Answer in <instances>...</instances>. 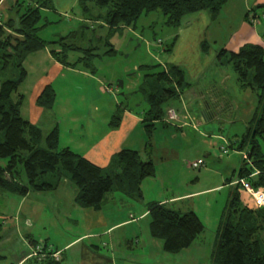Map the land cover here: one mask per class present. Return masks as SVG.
<instances>
[{
  "label": "trees",
  "instance_id": "1",
  "mask_svg": "<svg viewBox=\"0 0 264 264\" xmlns=\"http://www.w3.org/2000/svg\"><path fill=\"white\" fill-rule=\"evenodd\" d=\"M227 1L79 0V5L85 17L89 13V2L99 9L106 8L104 16L98 15L94 19H102L112 31L135 27L141 16L153 12L162 14L166 27L176 28L181 18L189 13L208 11L217 16ZM13 6L17 8L16 12L23 9V13L17 20L10 19L0 24V161L4 162L0 165V192L24 196L29 191L52 189L60 178L68 177L77 188L75 202L81 208L99 210L105 195L110 192L141 199V182L154 177L156 173L151 161L141 160L136 151L121 150L106 169L99 168L68 148L58 149L57 128L44 136L40 128L21 116L23 97L18 95L14 100L13 96L27 76L23 63L30 54L57 42H45L37 36L41 29L38 26L41 20L40 8L51 9L50 0H15ZM261 7L264 4L257 6V9ZM204 47L207 49L206 44ZM93 51V48L83 50L89 63L97 56ZM50 53L59 63L66 64L58 57L61 54L64 58V48L59 52L51 50ZM107 53L114 54V51L111 49ZM218 59L221 64L230 66L241 89L257 92V106L248 129L234 143L236 151L246 150L251 165L243 160L236 179H246L254 188H264V145L260 141L264 140V46L246 44L237 52L221 50ZM158 67L153 65L139 68L147 71L138 87L147 106L141 117L147 150L151 147L150 138L155 123L163 122L165 106L169 101L176 100L179 91L187 86L181 68L168 65L166 70H158ZM154 70L158 71L148 72ZM54 100L55 93L48 85L35 103L49 110ZM118 122L119 115L115 114L110 124L117 127ZM41 142L44 147H40ZM254 171L259 173L251 176ZM48 177L56 179V183L53 184ZM238 188L233 187L222 211L211 254L212 264H264V207L252 211L242 206ZM147 211L150 236L161 241L167 253L176 254L189 248L204 232L203 223L192 211L182 213L157 203L148 205ZM32 243L33 246L39 245ZM40 245L46 256L40 260L30 258L25 264H59V260L51 257L56 252L47 251L49 248L45 244Z\"/></svg>",
  "mask_w": 264,
  "mask_h": 264
},
{
  "label": "rangeland",
  "instance_id": "2",
  "mask_svg": "<svg viewBox=\"0 0 264 264\" xmlns=\"http://www.w3.org/2000/svg\"><path fill=\"white\" fill-rule=\"evenodd\" d=\"M87 4L89 7L87 17L81 15V8L78 5L76 10L67 14H59L53 9L40 11L41 20L38 26L41 29L37 32V36L45 42H57V44L49 46L52 50L60 51L62 48L65 49L64 58L61 54H58V57L66 62L63 65L65 71L63 75H58L59 78L52 85L55 93L52 110L63 121L62 124L58 125L60 132H63L68 126L69 121H66V113L70 110L81 109L91 111L94 105L99 106L100 113L115 110L120 112L123 108H127L133 112L146 109L147 106L144 98L137 89L147 71L139 68L153 65H160V68H162L165 61L164 57H167L168 53H160L159 50H156L154 48L155 41L157 39L164 40L168 32L174 30L173 28L164 26L165 19L160 12H153L148 16L140 17L134 31L128 27L110 31L105 25H100L99 23L94 25L92 22L84 20V18L94 19L98 15L102 17L106 13V8L99 9L92 2ZM12 7L14 8L13 12H2L5 16L8 15L17 19L18 15L15 13L17 8L13 5ZM21 13H23V10L20 11L19 15ZM261 18L264 19V17ZM93 25L92 29L89 28ZM62 38L63 40H60ZM59 41L63 45H59ZM147 43L150 45L148 46ZM89 48H93V53L97 55L91 59L90 63L86 58V53L83 52V50H88ZM111 49L114 51V54L107 53ZM202 63L207 67L200 78L201 84H199V88L211 91V97L208 96L209 100H212V98L218 99L220 110L216 111V115L218 116L216 121L205 122L203 116L205 105L201 102H185L186 107L183 106V111L175 113L178 117H186L185 122L190 125H185L182 131H177L173 126L169 125L171 132L177 134L175 139H170V144L178 149L179 158H176L177 160L174 163L163 164L161 169L159 167L161 173L157 175L155 180L152 178L145 180L143 187L145 198L143 202L134 203L119 193L112 192L105 197L108 200L114 199V202L108 207L110 208V212L103 213L109 225L119 216L117 211L114 212L115 214L111 213L115 210V206H118L121 214L125 215V218H128V215L131 213L138 217L147 202L152 199H158L157 194L161 190L163 183L166 189L163 192L161 191L163 197H168L172 193H174L173 195H178L199 192L193 198L189 197V200L182 207H189L186 208L187 210L192 207L191 209L195 211L205 226L204 233L195 240L193 245L195 251L199 249L197 264H212L211 254L216 241L219 220L230 193L229 187L224 186V181L232 177L233 173H237L242 166V155L246 153V150L244 152L236 151L234 143L248 129L253 112L257 106V92L241 89L232 69L228 67L220 69V67L215 66V62L207 58H203ZM66 70H72L73 73H69ZM221 70L230 76L226 80L225 85L209 87V83L219 80V77L223 74L220 73ZM0 79L2 81V77ZM120 81L123 82L122 89L117 87V82ZM23 89L24 87H19L18 92ZM168 104L177 105V110L181 111L180 102L171 101ZM26 107L27 104L25 103L24 110ZM46 113L52 114L48 110ZM23 114L26 115V111H23ZM198 121L201 123L199 126H196V131L192 130L193 123L196 125ZM48 123H43V128L41 127L43 131L49 129ZM160 126L159 130L162 129ZM181 132H184L186 136H181ZM162 137H166V134ZM260 141L264 145V140ZM40 147H44L43 142L40 143ZM58 148H61V146L59 145ZM222 148L227 150L226 154L223 153ZM198 159L202 160V166L192 168L190 165ZM3 164L4 162L0 161V165ZM209 188L215 189L202 192ZM31 193L35 196L37 194ZM7 196L9 194L6 196L0 195V211L2 212L3 210L5 215H8V210L4 209V207L11 205V202L8 199L6 200ZM35 196L30 198V201H27L25 205L27 209L37 204V202H34ZM118 198H122L123 203H115V201H118ZM240 201L242 204V195H240ZM129 205L131 206L129 207ZM45 207L44 204L43 206L41 205L38 212L39 215H37V210L35 214L36 223L33 228V236L40 242L48 237L52 244L57 243V245H60L66 241V237L85 235L89 231H92V233H102L105 227L109 226L105 222V226L95 224L94 227H91V223L88 222V218L84 213L86 209L83 210L79 207L70 209L66 217L74 222L70 223L66 219H61L62 213L58 215L50 209H45ZM16 208L17 205L15 206ZM10 209L13 210V205ZM248 210L255 211L257 209ZM7 217L9 219V216ZM126 230V228L117 230L112 235H103L102 233V238L95 240L97 243L94 240H86L84 243H94L99 249L95 251L94 248L88 247L90 262L107 264L106 259H114V255L111 256L109 253L112 247L108 242L112 236L120 238L119 247L122 245L121 251L128 249L124 246L125 238L127 237ZM98 241L101 242L98 244ZM10 246H17L14 239L11 240ZM76 249L79 250V246ZM7 251L5 247L4 252L0 251V257L3 258L0 259V264H14L12 261L15 254L19 253L18 248H15L14 253L8 254ZM132 254L139 255L140 252L134 251ZM171 258H174L173 262L169 259H158L157 261L164 264H180V255ZM73 261H76V259L69 256L65 264H76Z\"/></svg>",
  "mask_w": 264,
  "mask_h": 264
},
{
  "label": "crops",
  "instance_id": "3",
  "mask_svg": "<svg viewBox=\"0 0 264 264\" xmlns=\"http://www.w3.org/2000/svg\"><path fill=\"white\" fill-rule=\"evenodd\" d=\"M14 1L15 0H0L1 25L10 19L17 20L20 16V12H16V10L15 13L18 15L17 19L8 15L5 16L2 12H13L14 8L12 5L14 4ZM50 1L52 6L51 9L57 11L59 14H67L68 12L76 10L77 5L80 6L79 0ZM263 4L264 0H228L217 16L211 15L208 11H198L186 14L181 18L179 26L168 32L164 39L165 41L162 39H157L155 41L154 48L156 50H159L160 53H168V56L164 57V65L162 68H160L159 65L158 68L160 70H166V66L168 65L181 68L185 74V80L187 83V86L179 91L178 98L176 100H171L180 102L181 111L177 110V105L173 106L168 104L171 102L169 101L165 106L166 112L168 109H173L177 113L182 112L183 106L186 107L185 102L187 101H191L192 103L201 102L205 105L203 113L205 122L216 121L218 117L216 111L220 110L218 99L212 98V100H209L208 96L211 97V91L203 90L201 87L199 88V84H201L200 78L207 67L202 63V59H211L215 62V66L220 67V69L227 67L230 68V66L219 62L218 54L221 50H225L226 52H237L239 48L246 44H258L264 46V19L261 18L264 17V7L257 9V6ZM44 9L45 8H40V11ZM81 15H83L82 10ZM247 15L248 17H246ZM254 16L260 18L257 19L258 22L256 21L252 23L251 20ZM84 20L86 19L84 18ZM86 22H92L94 25L97 23L105 25L102 22V19H99V21L86 20ZM94 25L89 28L92 29ZM105 27L107 26L105 25ZM128 28L134 31L136 25L135 27ZM158 40H160V44L158 43ZM205 44L207 45V49L204 47ZM149 45L150 44H148V46ZM51 50L52 49L49 47L44 48L30 54L25 59L23 67L27 76L19 86L24 87V89L20 92L17 91L13 96V99L15 100L18 95L23 97L20 107L21 116L31 124H34L35 126L37 125L44 135H47L52 129L57 128L58 147L59 145L61 146V148L58 149L68 148L74 153L84 157L93 165L102 169H106L112 158L121 150H133L138 153L141 160H149L154 164L156 170L155 176L152 177L154 180L157 178V175L161 173L160 169L163 164L167 165L174 163L175 160L179 158L178 149L170 144V139H175L177 134L171 132L169 125L173 126L177 131H182L185 128L184 126L189 124H186L185 122L186 117L177 116V120L174 123L164 122V119V123L156 122L150 138L151 147L148 150L146 144V132L141 123L142 112L145 109L137 111L138 113L127 108H123L120 112L115 110L100 113L99 106L94 105L91 111L81 109L70 110L66 113V121H69L67 124L68 126L63 132H60L58 125L62 124L63 121L53 112V108L48 110L51 111L52 114L46 113V109L38 107L35 103L43 89L48 85L52 87L59 78L58 75H63V72L65 71L63 65L51 55ZM67 72L73 73L72 70ZM220 73L223 74H221L219 80L217 82L209 83V87L225 85L226 80L230 76L225 74L222 70ZM84 76L87 77L86 74H84ZM62 83L64 82L62 81ZM228 102L230 103V101ZM25 103L27 104V107L24 110ZM23 111H26V115L23 114ZM115 114L119 115V122L117 127H112L110 123ZM57 120H59V122L56 123ZM44 122H49L48 124L50 126L49 129H46L45 131L42 130ZM200 123L201 122L199 121L197 124L195 123L196 125L193 123L192 130L196 131V126H199ZM159 125L162 127L161 130H159ZM164 134H166V137H162ZM181 136H186V134L181 132ZM228 179H230L231 182L228 181ZM234 179H236V173H233L232 177L227 178L224 181V186L229 187L230 193L235 186L233 185V182L235 181ZM50 180L52 179L50 178ZM145 180L146 179L140 184L142 198L139 200L126 197L119 192L115 193H119L134 203L143 202L145 198L143 190ZM52 181L53 184L56 183V179ZM214 189L215 188H209L202 192L212 191ZM163 190H166L164 183L161 185V190L157 194L158 199H152L147 202L145 208H142L140 211L141 214L138 217L131 213L128 215V218H125V215L121 214L118 206H115V210L111 213L117 211L119 216L113 220L110 225L107 223V219L103 212H110V208L108 207L114 202V199H106V194L99 210L81 208L75 202L77 188L70 182L68 177L60 178L52 189L45 191H29L24 196L0 192V195L3 196L9 194V196L6 197V200L8 199V201L11 202L9 207H4V209L8 210V215H5L3 210L2 212L0 211V251L4 252L5 247L8 250V254L11 252L14 253L15 248L17 247L19 253L15 254L12 262H14V264H25L30 258L33 259V257H30V253L35 247L32 243L34 242L35 244L39 243V245L45 244L49 250L57 252L59 264H65L69 259V256L76 259V261H73L76 264H95L90 262L88 258V253L90 252L88 247L94 248L95 251H98L99 249L94 243L86 244L84 242L86 240H100V238H102V233L103 235H112L113 232L126 228L127 237L125 238L126 241L124 242V246L128 249L121 251L122 245L119 247L120 238L118 236H112L108 242L112 247V250L109 253L111 256L114 255V259H106L108 262L107 264H164L157 260L169 259L173 262L174 258L171 257H178V255L181 257L180 264H197L199 260V249H197L198 252L195 251L193 246L194 243L189 248L184 249L179 253L172 254L163 250L161 241L153 239L150 236V219L147 207L152 203H157L182 213L188 211L195 213V211L191 209L192 207L187 210L186 208L189 207H182V205L189 200V197L193 198V196L199 192L178 195H173L174 193H172V195L168 197H163L161 195ZM31 192L37 193L36 196ZM33 196H35L34 202H37V204L31 206L30 209H27L25 205ZM118 202L123 203V199L118 198V201H115V203ZM43 204L46 206L45 209H50L58 215L62 213L61 219H66L70 223L74 222L71 219L66 218L68 216V211L74 207H79L83 210L86 209L84 210V213L88 218V222L91 223V227H94L95 224H102L105 226L106 223L109 226L105 227V230L102 233H92V231H89L85 235L72 236L69 238L66 237V241L60 245H57V243L52 244L48 237L40 242L34 238L33 228L36 223V210L37 215H39L38 212L40 206H43ZM12 205L13 210H9ZM16 205L17 208L15 209ZM130 206L131 205H129V207ZM7 216H9V219ZM12 239L16 241V247L10 246ZM99 242L101 241H98V244ZM77 246H79V250L76 249ZM134 251H139L141 256H139L140 254H132ZM0 259L3 258L0 257ZM117 259L119 260L117 261Z\"/></svg>",
  "mask_w": 264,
  "mask_h": 264
},
{
  "label": "built area",
  "instance_id": "4",
  "mask_svg": "<svg viewBox=\"0 0 264 264\" xmlns=\"http://www.w3.org/2000/svg\"><path fill=\"white\" fill-rule=\"evenodd\" d=\"M260 17L255 16L252 18L251 22L254 23L259 19ZM158 43L160 44V40H158ZM177 120L176 113L173 109H168L164 122H175ZM222 151L224 154L227 153V150L225 148H222ZM247 153H244L242 155V159L245 160L249 165H251L250 160L247 156ZM203 162L202 160H197L195 163L191 164L190 166L192 168H196L198 166H202ZM259 172L254 171V173L251 176L257 175ZM233 185L238 186L239 188V193L242 195V204L245 208L247 209H258L260 207H264V188L259 187V188H254L246 179H237L233 182ZM42 246L41 245H36L31 253L30 257L33 258H38V260L44 258L46 254L42 252ZM47 251H50L49 249ZM51 257H53L55 260H58V253H52Z\"/></svg>",
  "mask_w": 264,
  "mask_h": 264
},
{
  "label": "water",
  "instance_id": "5",
  "mask_svg": "<svg viewBox=\"0 0 264 264\" xmlns=\"http://www.w3.org/2000/svg\"><path fill=\"white\" fill-rule=\"evenodd\" d=\"M117 87H118L119 89H122V88H123V82H122V81L117 82Z\"/></svg>",
  "mask_w": 264,
  "mask_h": 264
}]
</instances>
